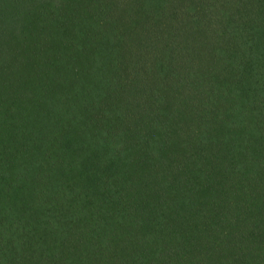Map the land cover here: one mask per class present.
Returning <instances> with one entry per match:
<instances>
[{
	"label": "trees",
	"instance_id": "trees-1",
	"mask_svg": "<svg viewBox=\"0 0 264 264\" xmlns=\"http://www.w3.org/2000/svg\"><path fill=\"white\" fill-rule=\"evenodd\" d=\"M0 264H264V0H0Z\"/></svg>",
	"mask_w": 264,
	"mask_h": 264
}]
</instances>
